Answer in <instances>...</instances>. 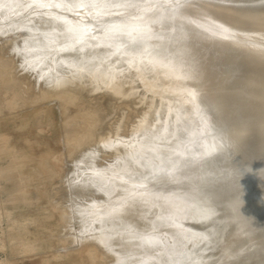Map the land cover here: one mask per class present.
<instances>
[{"label":"bare ground","instance_id":"obj_1","mask_svg":"<svg viewBox=\"0 0 264 264\" xmlns=\"http://www.w3.org/2000/svg\"><path fill=\"white\" fill-rule=\"evenodd\" d=\"M262 22L212 2L0 0L27 76L99 118L59 199L102 264H264Z\"/></svg>","mask_w":264,"mask_h":264},{"label":"rangeland","instance_id":"obj_2","mask_svg":"<svg viewBox=\"0 0 264 264\" xmlns=\"http://www.w3.org/2000/svg\"><path fill=\"white\" fill-rule=\"evenodd\" d=\"M7 32L0 36V264H102L104 250L75 238L77 228L66 230L70 213L59 199L74 161L95 141L99 118L90 108L77 114L87 103L80 90L29 78L11 49L24 33Z\"/></svg>","mask_w":264,"mask_h":264},{"label":"water","instance_id":"obj_3","mask_svg":"<svg viewBox=\"0 0 264 264\" xmlns=\"http://www.w3.org/2000/svg\"><path fill=\"white\" fill-rule=\"evenodd\" d=\"M173 3H190L191 5H198L199 3H208V2H212L213 4H216L217 7H222V8H232V9H237V10H243V11H248V12H256V13H263L264 14V0H170ZM257 27V26H256ZM259 27L264 28V22H262V24H259ZM264 173V167H261L260 169V174ZM251 176V175H250ZM258 179H256L257 181H263L262 185H264V175H256ZM245 181H248L250 178L249 176L244 177ZM209 180H207L206 182H208ZM211 181V179H210ZM252 181L249 180V183ZM205 182V183H206ZM253 183V181H252ZM258 183V182H257ZM255 182L254 179V183L253 185L256 186V188H258V184Z\"/></svg>","mask_w":264,"mask_h":264}]
</instances>
